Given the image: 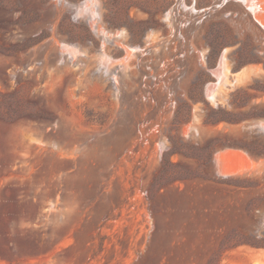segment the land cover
Returning <instances> with one entry per match:
<instances>
[{
	"label": "rangeland",
	"instance_id": "obj_1",
	"mask_svg": "<svg viewBox=\"0 0 264 264\" xmlns=\"http://www.w3.org/2000/svg\"><path fill=\"white\" fill-rule=\"evenodd\" d=\"M263 216L243 1L0 0V264H264Z\"/></svg>",
	"mask_w": 264,
	"mask_h": 264
},
{
	"label": "bare ground",
	"instance_id": "obj_2",
	"mask_svg": "<svg viewBox=\"0 0 264 264\" xmlns=\"http://www.w3.org/2000/svg\"><path fill=\"white\" fill-rule=\"evenodd\" d=\"M241 1H243L244 3H245V5L247 6V7H249V10L255 15V17H256V19L264 26V5H261V3H262V0L260 1V0H241ZM93 2H95V1H93ZM93 2L92 1H90V5H92V6H88V7H86V6H83V5H81V6H83L82 8H84L85 7V16L86 17H88L89 19H90V17L92 18V13L94 12L93 11ZM97 2V1H96ZM261 2V3H260ZM71 3V2H70ZM98 3V2H97ZM85 4V3H84ZM96 4V3H95ZM171 13V12H170ZM174 13V12H173ZM83 14V13H82ZM82 16V15H81ZM94 16V15H93ZM94 19H96V18H94ZM91 20V19H90ZM99 21H101V20H99ZM97 23V22H96ZM96 26V25H95ZM97 27V26H96ZM95 27V29H97ZM97 32V31H96ZM99 33V32H98ZM126 49V48H125ZM133 51V50H132ZM102 56V55H101ZM112 62V61H111ZM116 63V62H115ZM123 63V62H122ZM225 72V71H224ZM227 74H228V72H227ZM223 78H225V77H223ZM227 78V77H226ZM224 80V79H223ZM222 80V81H223ZM227 80V79H226ZM213 87H215V86H213ZM223 88V87H222ZM213 91V90H212ZM220 92H222V91H220ZM209 93V92H208ZM211 94H212V92H210ZM210 95V94H209ZM215 96V95H214ZM225 96V95H224ZM217 98V97H216ZM224 98V97H223ZM227 97H225V99H226ZM213 99V98H212ZM210 100H211V98H210ZM219 102V101H218ZM261 122V121H260ZM259 126H261V125H259ZM227 172V171H226ZM227 175V174H226ZM264 217V216H263ZM262 224V223H261Z\"/></svg>",
	"mask_w": 264,
	"mask_h": 264
},
{
	"label": "water",
	"instance_id": "obj_3",
	"mask_svg": "<svg viewBox=\"0 0 264 264\" xmlns=\"http://www.w3.org/2000/svg\"><path fill=\"white\" fill-rule=\"evenodd\" d=\"M248 9H249V7H248Z\"/></svg>",
	"mask_w": 264,
	"mask_h": 264
}]
</instances>
